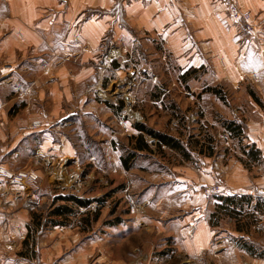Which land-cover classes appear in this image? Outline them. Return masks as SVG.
Segmentation results:
<instances>
[{
  "label": "crops",
  "instance_id": "0c3cea01",
  "mask_svg": "<svg viewBox=\"0 0 264 264\" xmlns=\"http://www.w3.org/2000/svg\"><path fill=\"white\" fill-rule=\"evenodd\" d=\"M87 1L101 7L113 2ZM237 1L241 9L252 14L256 25L255 32L247 36L238 31L217 0H136L126 7L131 16L130 27L109 15H92L81 19L78 28L72 23L85 8L81 9L86 5L83 0H68L65 11L61 0H0V130L4 131L0 133V162L15 166L21 159L38 167L39 185L29 194L37 199L50 194L48 185L56 177L55 162L60 158L88 161L85 158L92 153L78 149V140L99 143L102 150L110 149L120 159L123 146L117 133L103 124L105 129L100 134H106L103 139L106 143L92 139L84 121L90 113H83L91 108L90 103L99 100L94 94L102 91V84L114 72L109 63L110 53L106 57L96 53L107 31L117 45L135 40L140 51L149 53L148 59L162 62L165 56L171 62L170 71L204 65L205 76H210L213 83L222 84L225 91L235 90L240 97L246 95L242 83L247 80L263 92L264 51L254 53L253 43L256 41L264 49V0ZM77 42L82 46L78 47ZM2 62L11 63L12 69L4 70ZM111 65L117 66L114 62ZM155 89L151 87L146 92L148 99L139 100L143 108L136 107L144 115L160 98L152 94ZM203 94L193 108L184 107L191 118L186 119L184 111L174 102L168 105L180 114L177 117L182 127L188 128L184 124L187 120L192 133L196 131L194 134L180 131L175 136L184 148L183 157L174 149L168 148L170 154H164L156 148L150 136L135 127L140 121L133 122L129 115L121 120V131L122 126L133 135L142 133L149 146L148 150L136 149V164L125 171L120 159L119 167H111L107 164L108 153L97 157L99 166L93 161L87 163L96 173L121 170L126 182L116 190L128 196L131 187L136 198L145 201L144 211L128 221L108 225L104 230H86L84 234L79 233L82 230L78 227H64L62 233L43 231L37 236L34 256L27 257L15 248L24 242L27 233L30 202L25 196L17 195L12 186L2 184L0 264H148V261H136V255L132 260H110L106 245L107 234L119 238L141 224L174 237L175 245L178 244L175 239L180 236L185 245L190 242L196 251L211 246L213 264H223L222 259L228 253L237 254L238 260H234L237 264H264V198L257 199L251 191L264 184V112L243 113L236 94L226 101L213 93L212 100H208ZM13 97L15 102L10 101ZM121 108H124L121 104L116 105L113 112L119 113ZM176 108L179 110L175 111ZM60 110L68 111L62 116ZM221 118L245 122L239 142L242 148L223 146L222 142H227L229 136L215 134L222 127ZM34 120L40 122L39 126L29 127ZM20 126L24 129H18ZM67 126L71 127L66 129ZM132 167L133 172L129 171ZM214 184L219 185L220 192L206 195L202 188ZM245 201L249 202L247 206ZM227 205L234 211L226 212ZM210 211L219 219L228 217L235 225L214 223L211 227ZM242 237L245 244L238 243ZM131 250L136 252V246Z\"/></svg>",
  "mask_w": 264,
  "mask_h": 264
},
{
  "label": "rangeland",
  "instance_id": "374dc122",
  "mask_svg": "<svg viewBox=\"0 0 264 264\" xmlns=\"http://www.w3.org/2000/svg\"><path fill=\"white\" fill-rule=\"evenodd\" d=\"M83 1L86 5H84L81 9L84 7L85 8L77 14V18L72 23L74 27L78 28L81 19H87L92 15H97L98 17H101L102 15H109L118 19L122 25L130 27L131 23L129 20L131 16L128 14V11H126V7L128 8V5L133 1L136 2V0H112V4L108 7H101L99 5L91 4L87 0ZM217 1L220 2V4H222L223 8L225 9V4L223 5L221 0ZM234 3L238 8L240 7L237 0H234ZM67 4L68 0L67 2L66 0H61L62 10H66ZM225 12L232 20H234L238 27V31L241 34L247 36L255 32L256 25L250 12H248L251 23V29L249 31H245L243 29V25L240 26L237 18H234V16L229 14L230 9H225ZM76 45L78 47L82 46L80 42H77ZM260 47L261 46L256 45V41H254L253 52L259 54L260 50L264 51V49H261ZM96 50L98 55L102 54L105 57L108 53H110L112 57L109 58V63L111 62L113 64L114 62V65L116 64L117 66L113 67L110 63L112 69L114 68V72L111 73L112 75H109L107 77L108 79L102 84L103 86L101 90L103 92L101 91L98 93V95L94 94V96H97L99 100L96 103H90L89 106L91 108H86V111L83 110V113L86 115L90 113V115H87L84 118V121L87 122L84 123L86 130L89 133L88 136L92 139L102 141L103 144L106 143L105 140H103L104 138L106 139V134H100V130H104L105 126L108 125L109 131H115L117 133L123 146L120 153L121 161L122 157L126 158L127 153L129 152L128 150H130L132 153L130 148L132 146V142H130V136H135L122 126L121 131L120 124H122L121 120L124 117L126 118L130 115L133 122L140 121V123L146 125L147 127L168 134L172 137H175L180 131L183 133L186 130H188L189 133L194 134L196 131H193L194 133H192L193 128L190 125V121L186 120L184 122V124H187L188 128L184 127V125L183 127L181 126L180 119L177 117L180 114H177L176 112L174 113V111L169 109L170 107L168 105H170V102H174V105L177 107L179 106L180 111H184V117L187 119V117L191 118V113L187 112L184 107L187 105L190 108H193L194 105L197 104L196 101L202 99V92L205 93L203 96L209 97L205 99L212 100V93L219 98V95L216 92L212 90L208 91L206 90L207 88L215 87L220 89L222 96L220 98L221 101H226L227 98L230 100L231 94H236L235 90L233 93L230 91H225V88L222 84L217 82L213 83L210 76H205L204 73H206V70H204V65H200L198 67H189V70L194 69L195 71L190 72L187 77L183 78L182 75L186 69L180 72V70H176L174 68L175 70L170 71L168 67H171V62H169L165 56L163 57L164 61L162 62H155L150 57L148 59L149 53L144 50L140 51L141 48L136 46L135 40H126L125 43H120L117 45L109 31H107L99 41ZM1 67L4 70H10L13 66L9 62H2ZM100 67L101 66L98 68ZM140 69L145 71H139ZM242 84L245 86L246 95L243 94L240 97L238 92L236 94L238 97L236 100L241 106L240 109L243 111V113H250L252 110L257 111L259 114L264 112V110H262L264 107V91L262 92L253 83L247 80ZM138 86H145V88L138 89ZM151 87H156V89L152 91V94H156L160 98L155 102L156 107L153 104L155 109H146V114L144 115V112L142 114V111L140 110L143 108V106H141L139 100L142 101L144 99H148V93L146 92L150 91ZM162 90H166L167 92ZM15 99L16 98L13 97L10 101L15 102ZM158 102L161 103L159 104L161 107H158ZM231 102H234L233 99H231ZM120 104L124 108H121L119 113H114V107ZM172 105L173 104H171V106ZM136 107L140 109H136ZM178 108H176L175 111H178ZM194 110L195 109H192L191 111L193 112ZM60 111V115L63 116L68 110ZM242 116L244 117L245 115ZM221 120L224 122L225 119L221 118ZM34 122L40 123L38 120H34L31 121L28 126L32 128L38 127L39 125H32ZM233 122L239 125V132L237 134L229 131L225 127L224 123H222V127L215 130V134H217L216 132L221 133V135L222 133H227V135L231 138V143L230 138L228 137L229 142L223 141V146H230L231 148L234 147L236 150H238L242 148L239 142H241V136L243 133L242 126H244L245 122ZM103 124H105V126H103ZM68 127L71 126H67L66 129H68ZM18 129L23 130L24 127L20 126ZM0 133H4V131L0 130ZM109 135H111V133H109ZM148 138L152 139V142L154 143L157 141L152 136ZM222 138H224V136ZM77 142L78 149L85 148L88 149L90 153H92L85 158V160L87 159L88 161H75L73 158L68 156L60 158L57 162H55L56 177L50 181L48 185V187L51 189L50 194H42V196H37V199L33 198L29 194L34 193V190H37L39 185V179L41 178V173L38 171L39 168L37 166H33L35 165L33 163L25 164L26 162H23L21 159L17 164H15V166H11L7 162H0V168H4L12 173L27 171L35 175L33 180L25 178L21 186H16L8 179L0 176V186L2 184L12 186L17 195L25 196L24 198L26 201L30 202L28 208L30 211V220L26 224L27 233L23 238L24 242L18 247V249L15 248L16 250H19V252L24 256L31 258L34 256V245L37 241V236L43 231L50 230V232L54 231L55 233H62L61 230L64 227H78L80 230H82V232L79 233L84 234L83 231L86 230H104L106 226L108 227V225L110 227L118 225L123 220L128 221L139 212L144 211L145 201L136 198V191H134L131 187H129L130 189L128 196L126 194L121 195V193L116 190L118 189V185L122 183L125 184L126 182L125 177L122 174L120 175L121 170L118 172L117 170H110L109 173L105 174L100 173V171L96 173L93 168L89 169L90 166L88 167L87 165L88 162L93 161L97 166H99L97 164L99 161V155L102 153H108L106 158L108 157L109 161L106 163L111 165V167H119V163L121 162L118 154L112 153L110 149H105V151L102 150L99 143L96 142L84 140L81 142L78 140ZM192 145L194 146L193 148H195V139L192 141ZM152 146H154L153 143ZM160 150H162L164 154H170V151L166 146H162ZM135 153L133 152L130 157L131 160H129V167L136 164ZM178 153L179 156L183 157L180 152ZM233 155L234 158H236L235 151L233 152ZM13 160L17 161L15 159ZM169 162L176 163V161ZM36 165L41 166L42 164L40 162L38 164L37 162ZM121 165H123L121 167H124L123 169L126 171L123 161ZM129 171L133 172L135 169L132 167L129 169ZM46 174H48V172ZM133 174L134 173H130V176H133ZM132 181L134 180L132 179ZM131 183L132 182H129L130 185ZM214 185L218 186V184ZM210 187L211 186H206L202 188L206 195H208L206 189H209ZM253 194L257 199L262 198L259 196H263L264 198V193L255 191ZM70 196H73L80 201H85L84 203L86 204H79L72 201L71 199H57V197L65 198ZM247 203L249 204V202L245 201L244 206H247ZM58 204H64L65 206L72 209V212L61 216L50 215L51 210ZM95 215L97 216L95 217ZM34 216H36L35 218L39 220V223L41 220L40 224L37 225L35 223L36 220ZM116 216L119 217L120 220L114 222L113 220ZM217 216L213 215L212 211H210L208 221L211 227L214 226V223H217L216 225L224 226L235 225L233 220H230L228 217L219 219ZM50 218H53L52 220H55V223L49 222L48 220H50ZM229 221H231L230 224ZM191 234L192 231L190 230L189 235ZM107 236L108 240L106 245L109 249L110 260H132L136 255V261H148V264H153L154 262L159 263V261L160 263L162 262V264H192L194 262L213 264L211 246H209L207 249L196 251L190 242L188 245H185L182 242V238L180 236L175 239L178 243L175 245L174 237H171L167 233L157 231L154 228H149L143 224L136 227V229H132L129 233L119 236V238H115L110 234H107ZM238 243L245 244V239L243 237L239 238ZM133 246H136V252L131 250ZM180 248H182V251H180ZM240 256H242V259H244L243 255L240 254ZM236 259L238 260L236 253H228L222 259V262L223 264H237L234 261Z\"/></svg>",
  "mask_w": 264,
  "mask_h": 264
},
{
  "label": "trees",
  "instance_id": "16d2710c",
  "mask_svg": "<svg viewBox=\"0 0 264 264\" xmlns=\"http://www.w3.org/2000/svg\"><path fill=\"white\" fill-rule=\"evenodd\" d=\"M195 71L194 69H188L186 70L182 77L185 78L187 77V75L190 73V72H193ZM206 90H212L214 92H216L218 95H219V98H221V92H220V89L218 88H215V87H209L207 88ZM223 99V98H222ZM224 125L225 127L231 131L232 133L234 134H237L239 132V125L234 123L232 120H224ZM135 127L141 131V132H144L146 133L147 135H150L152 136L154 139H156L157 141L155 142L156 144V148H158L160 150V148L162 146H166L168 148H171V149H174V150H177L178 152H180L182 155H185V151H184V148L181 146V143H180V140L176 137H172L168 134H165V133H162L160 131H157V130H154V129H151L149 127H147L146 125L142 124V123H135ZM140 132V133H141ZM130 142H132V146L130 147L131 148V151L132 153L136 152V149L137 150H148L149 149V146H148V143L147 141L145 140V138L143 137V134H138L137 136H131L130 137ZM129 152L127 153V156L126 158L125 157H122V161H123V164L126 168L129 167V164H130V161L131 160V155L132 153L130 152V150H128ZM251 152L253 153V151L251 150ZM57 199H71L72 201L74 202H77L79 204H86L84 203L85 201H80L79 199L73 197V196H70V197H65V198H58ZM230 200H233V199H230ZM229 204V203H228ZM226 209V212H232L234 210L231 211V209H229V205H227V207L225 208ZM72 212V209H70L69 207L65 206L64 204H58L56 205L50 212V215H65L67 213H70ZM97 215H95L96 217ZM36 216H34L35 218ZM53 218H50V220H48L49 222H53L55 223V220H52ZM35 223L38 225L41 223V220H40V223H39V220H37L35 218ZM120 218L119 217H115V219L113 220L114 222H117L119 221Z\"/></svg>",
  "mask_w": 264,
  "mask_h": 264
},
{
  "label": "built area",
  "instance_id": "2783aa9c",
  "mask_svg": "<svg viewBox=\"0 0 264 264\" xmlns=\"http://www.w3.org/2000/svg\"><path fill=\"white\" fill-rule=\"evenodd\" d=\"M223 3L225 9H230V13L234 18H237V21L239 22L240 26L243 25V29L245 31H249L251 29V23H250V15L247 10H243L237 7V5L234 3V0H221ZM230 7V8H229ZM33 126L39 125L38 122H34L32 124ZM0 176L3 178L8 179L12 184L16 186H21L24 182V179H34L35 175L31 172L27 171H20L17 173H12L4 168H0ZM251 191L254 193L255 191L259 193H264V184L259 185L255 188H252ZM207 194H217L220 192L219 185L211 186L209 189H206Z\"/></svg>",
  "mask_w": 264,
  "mask_h": 264
}]
</instances>
